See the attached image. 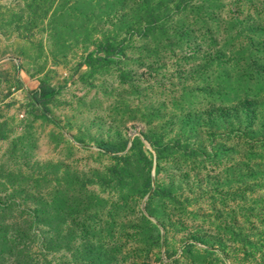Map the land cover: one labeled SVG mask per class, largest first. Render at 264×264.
<instances>
[{
    "label": "rangeland",
    "instance_id": "rangeland-1",
    "mask_svg": "<svg viewBox=\"0 0 264 264\" xmlns=\"http://www.w3.org/2000/svg\"><path fill=\"white\" fill-rule=\"evenodd\" d=\"M241 98L264 0H0V264H264Z\"/></svg>",
    "mask_w": 264,
    "mask_h": 264
},
{
    "label": "trees",
    "instance_id": "trees-1",
    "mask_svg": "<svg viewBox=\"0 0 264 264\" xmlns=\"http://www.w3.org/2000/svg\"><path fill=\"white\" fill-rule=\"evenodd\" d=\"M57 90L54 89H41L36 92L40 99H50L57 94ZM223 111L228 117L229 126H237V132L239 137L246 141L248 149L244 152L246 158H253L255 155L252 153L253 149L261 147L264 151V111L260 110V106L255 100L249 98L238 99L234 106L224 108ZM249 162V160H248ZM256 163V162H254ZM258 165H254L253 168L259 169ZM245 170L248 169L247 165L244 166ZM8 244H14L17 240L16 237H12L11 240H7ZM99 264H124L123 260L109 257L108 255L99 256L96 258ZM12 264H40L37 256L30 254L28 261L19 262L14 259ZM46 264H51L50 262Z\"/></svg>",
    "mask_w": 264,
    "mask_h": 264
}]
</instances>
